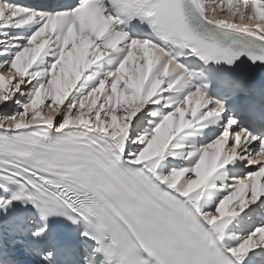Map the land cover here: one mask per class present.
Here are the masks:
<instances>
[{
	"label": "snow or ice",
	"instance_id": "snow-or-ice-1",
	"mask_svg": "<svg viewBox=\"0 0 264 264\" xmlns=\"http://www.w3.org/2000/svg\"><path fill=\"white\" fill-rule=\"evenodd\" d=\"M0 264H264V0H0Z\"/></svg>",
	"mask_w": 264,
	"mask_h": 264
}]
</instances>
